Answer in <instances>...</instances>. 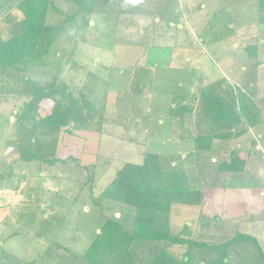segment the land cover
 Segmentation results:
<instances>
[{
    "label": "rangeland",
    "instance_id": "obj_1",
    "mask_svg": "<svg viewBox=\"0 0 264 264\" xmlns=\"http://www.w3.org/2000/svg\"><path fill=\"white\" fill-rule=\"evenodd\" d=\"M19 1L0 0V30ZM57 7L64 14L50 12L48 24L62 27V32L46 64L16 71L13 79L0 73V176H5L0 208H6L5 212L0 209V264H69L68 258L83 254L100 227L99 209L92 199L85 201L86 206L73 203L82 190L86 196L90 192L81 168L75 163L47 165L20 160L19 137L27 133L20 132L15 124L25 102L22 78L39 85L57 84L59 96L55 99H62L64 104L77 100L72 116L75 129L67 127L71 133L60 136V145L66 144L67 155L83 157L84 165L97 163L95 196L126 163L141 164L146 151L170 159L183 156L180 148L188 146H181L175 138L179 119L170 113L171 98L191 90L190 79L201 73L195 69L196 62L205 50L196 41H189L186 34L177 35L171 29L173 11L163 12L159 5H145L140 0H95L92 10L81 12L62 1ZM250 7L245 18L235 22L250 26L240 49L226 43L223 48L209 49V45L205 60L218 64L219 71L253 95L258 85L264 88V66L244 70L239 65L232 74L226 69L233 62L234 51V58L246 62L249 52L243 46L264 41V24L257 25L255 20L258 9ZM216 25L217 21L211 24ZM263 98L258 96L253 102L262 104ZM53 104L54 100L45 103L36 118L46 117ZM59 151L60 147L55 149L56 154ZM254 151L251 169L237 179L225 182L221 173L201 172L207 195L203 211L196 206H174L173 227L181 230L191 226L198 240L213 244L240 231L257 238L264 248V212L250 216L255 214L252 209L256 203H264V139ZM205 159L207 162L208 157ZM165 163L171 166L172 162ZM246 194L254 207L243 203ZM208 222L212 225L205 227ZM47 250L50 254L60 251L67 258L59 259V263L51 256L46 260ZM172 251L180 254L185 250L173 247Z\"/></svg>",
    "mask_w": 264,
    "mask_h": 264
},
{
    "label": "trees",
    "instance_id": "obj_2",
    "mask_svg": "<svg viewBox=\"0 0 264 264\" xmlns=\"http://www.w3.org/2000/svg\"><path fill=\"white\" fill-rule=\"evenodd\" d=\"M59 1L77 6L79 12L92 10L95 3V0H20L14 7L15 13L0 30V73L3 76L13 79L16 71L21 73L30 66L46 64L45 59L53 52L55 39L62 32V27L48 24L50 12L64 14L57 7ZM258 1V22L264 24V0ZM256 50L257 46L250 48V55L256 58L258 66ZM22 79L25 102L15 124L16 129L27 133L19 137L20 160L47 165L75 163L85 172V186L90 192L86 196L82 190L73 203L86 206L85 201L90 198L99 209L100 227L95 230V237L83 254L68 258L69 264H264L262 245L248 233L237 231L224 242L213 244L198 240L191 226L176 230L171 223L172 208L176 205L196 206L203 211L205 192L201 172L227 170L229 157L235 156V152L220 155L217 167L210 156H213L215 141L234 139L231 130L235 119L238 125L262 124L264 106L253 102L255 96L248 97L227 88L222 90V82L204 87L203 80L193 75L191 90L172 97L176 110L192 119L193 134L189 139L194 144L193 150L185 157L176 155L170 159L146 151L141 164L126 163L95 196L97 163L84 165L83 157L67 155L66 144L60 145V136L75 129L72 116L77 100L64 104L62 99H55L59 96L57 84L39 85L31 79ZM65 88L69 93L68 86ZM53 100L47 116L36 118L38 109ZM242 116L247 122H242ZM58 147L60 151L56 154ZM206 155H209L207 162ZM225 155L228 160L224 159ZM167 160L172 162L171 166L166 165ZM4 177L0 176V187L4 185ZM0 209L6 211V208ZM200 215L204 216L202 212ZM205 225L210 227L212 223ZM60 245L57 246L62 248ZM173 247L185 251L177 254L172 251ZM60 251L50 254L47 250L46 260L51 256L59 263V259L67 258Z\"/></svg>",
    "mask_w": 264,
    "mask_h": 264
},
{
    "label": "crops",
    "instance_id": "obj_3",
    "mask_svg": "<svg viewBox=\"0 0 264 264\" xmlns=\"http://www.w3.org/2000/svg\"><path fill=\"white\" fill-rule=\"evenodd\" d=\"M145 5H159L163 12H172L173 17H171L170 24L171 29L174 30L177 35H184L189 37L193 44L194 41L197 43V46L204 47L205 52H202L201 57L197 59L196 62V70L201 69V73L198 74L203 80V86L209 87L215 85L219 82H222L224 85L222 86V90L226 88L229 90H233L234 92H243L248 97L264 95V88L260 85H253V88L258 85L255 94L251 95L247 90H241L237 83H233L232 79L227 77L222 71L218 70V64H213L212 62H206V54L207 47L210 45L209 49H213L215 46L219 48H223V46L231 44V46L236 49H240L241 40L245 37L249 32V25L247 24H239L235 23L236 21H240L245 18V13L248 12L249 7L251 10L255 11L259 8L258 0H140ZM143 6V4L141 3ZM12 10V9H11ZM186 12V13H184ZM182 13V14H181ZM169 15H166V18H170ZM258 21L257 19H255ZM213 21H217L216 26H211ZM255 21V23H257ZM257 25H260L258 22ZM225 29V31L222 30ZM220 29V30H219ZM219 30V31H218ZM188 31V32H187ZM190 35V36H189ZM215 35L216 37H212ZM205 37H212L211 40H206ZM187 45V43H186ZM253 46H257L256 54L259 65L256 66V58L250 55V48ZM230 47V46H229ZM244 49L248 50L249 58L244 62L241 59V62L236 57L237 53L234 51L231 58L232 61L230 66L226 67L229 70V74H232V70L234 68L239 67V65H243L244 70L247 68H255L257 70L261 69L264 66V41L261 43H252L251 45L243 46ZM207 49V50H206ZM255 52V51H254ZM253 57V58H251ZM224 58V57H222ZM198 68V69H197ZM236 90V91H235ZM246 91V92H245ZM264 100V98L262 99ZM247 103V100H243ZM171 108L170 113L173 114L176 118L179 119V128L177 130L176 139L181 146L188 145L185 148H180V152H183V157L189 151L193 150L194 144L189 139L193 134L192 129V119L189 115L182 114L176 110V104H173L171 98ZM239 106V103H238ZM261 106H264V104ZM264 113V107H263ZM262 124L258 126H251L249 124L238 125L237 118L234 121L235 126L232 128L231 133L235 135L233 140L222 141L218 140L214 142V151L212 157V162L215 163L217 167L218 163L221 162L220 155L228 154L231 152H235V156L229 157L228 160L227 155L225 160H228V165L226 171H218L215 172L221 173L225 179V182L228 180L237 179L240 175H245L250 169L253 163L254 158L252 157V153L255 152V148H257L259 142L264 139V114L261 118ZM246 121L242 116V122ZM247 122V121H246ZM238 125V126H237ZM247 128V129H246ZM241 132V133H240ZM238 134V135H237ZM209 156V155H206ZM206 161V159H205ZM264 181V175L261 177ZM258 186V185H257ZM261 187V186H259ZM226 188V186H225ZM260 189V188H259ZM205 191V190H204ZM264 193V188L261 187V195ZM206 194V193H205ZM207 196V195H205ZM238 201V200H236ZM235 201V202H236ZM243 203H248V205L253 206V200L250 195L246 194L243 197ZM206 204V203H205ZM256 206L250 207L252 211H254L253 215L255 216L259 213L264 212V203L255 204ZM259 205V206H258ZM205 207V205H204ZM205 209V208H204ZM257 212V213H256ZM264 249V248H263Z\"/></svg>",
    "mask_w": 264,
    "mask_h": 264
},
{
    "label": "water",
    "instance_id": "obj_4",
    "mask_svg": "<svg viewBox=\"0 0 264 264\" xmlns=\"http://www.w3.org/2000/svg\"><path fill=\"white\" fill-rule=\"evenodd\" d=\"M69 128H70V126H69Z\"/></svg>",
    "mask_w": 264,
    "mask_h": 264
}]
</instances>
